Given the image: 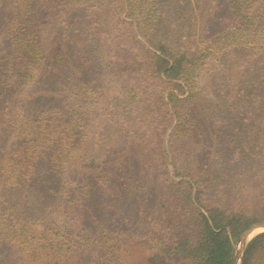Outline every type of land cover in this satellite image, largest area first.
<instances>
[{"label":"trees","instance_id":"1","mask_svg":"<svg viewBox=\"0 0 264 264\" xmlns=\"http://www.w3.org/2000/svg\"><path fill=\"white\" fill-rule=\"evenodd\" d=\"M8 1L20 63L12 79L0 66V264H77L84 250L119 264L113 243L150 263L233 264L264 222V0H195L196 13L161 0L180 22L170 36L155 34V0ZM40 23L54 41L31 39ZM138 197L136 232L98 223ZM242 264H264V232Z\"/></svg>","mask_w":264,"mask_h":264},{"label":"rangeland","instance_id":"2","mask_svg":"<svg viewBox=\"0 0 264 264\" xmlns=\"http://www.w3.org/2000/svg\"><path fill=\"white\" fill-rule=\"evenodd\" d=\"M148 1H150V0H148ZM155 1L157 2L156 8L158 10L157 11L158 14L156 15V17H159L161 14L164 13L163 16H160L161 20L157 24L158 26L156 25L158 28V31L155 32L156 36H159L160 34H166V32H168L166 34L167 36H170L172 34H176L179 31L178 25L180 24V22H179V20H177V16L175 15V11H176L175 6L172 4H169L167 2H165V3L160 2L161 0H155ZM213 1L216 2L217 0H213ZM177 4L180 6V4H183V3L182 2L180 3V1H177ZM190 5H192V10L196 13V8L198 6V3H196L195 0H191ZM146 8H147V6L141 7L142 10H144ZM15 9H16V7L14 8L12 6L11 2H9L8 0H0V55L2 53L4 54V60L0 59V66L4 64L2 66V68L5 69L6 74L3 76L7 77V79H12L13 77L15 78V75L17 73V70L15 68H16V66H19V63H20V58L17 61H14V59L11 57L10 53L14 47V43H13V38L11 36L9 38V36H8L9 31L11 29H13V27L10 28V26L11 25L15 26L16 22H17L15 19V15L13 16V11ZM20 10L23 11L22 16L20 17V20L23 18H25V20H26L28 17V14L25 13V8L21 6ZM140 12H141V14H144V12H142L141 10H140ZM190 14H191L190 12L187 13L186 17L188 20L190 19ZM195 17L191 21L194 20V23H196L195 20H198L197 26L198 25L200 26L201 21H200L199 17L198 16H197V18H195ZM28 25H30L28 23V21L25 22L24 26H28ZM160 27H163V29H161ZM32 32H33L32 33L33 37L30 36V37H32L31 39H33L34 37H37L36 32L38 35H41L43 37L42 39L37 38V41L39 42V44L47 43V40L44 38H47V39H50L51 41H54L55 37H56L55 33L49 31L48 28L46 27V25L41 24V23L38 24V28L36 29V31L33 30ZM31 39H26L25 37L22 36V37H20L19 41L17 42L18 44L17 43H15V44H17V46L19 48H22L24 50L25 46L27 45V40H29L28 42H31L32 41ZM244 40H245V42L244 43L241 42V44L247 46L249 52H252L257 48V45L251 43L247 38L246 39L244 38ZM56 45H60V44H56ZM33 50L39 51V49H32V51ZM256 50L258 51V49H256ZM35 52H37V51H35ZM31 54H32V52H31ZM33 54H35V53H33ZM42 63H44L43 58H41V60L39 61V64H42ZM24 71L27 72V69H24ZM37 72H38V70H36V69L30 70L28 79H31L33 76H35V74ZM233 73L235 76L234 79H236V80H241L243 76H246L242 67L236 68V70H234ZM247 76H249V71L247 73ZM205 82H203V83H205ZM4 83H5V80H4ZM29 106H32L31 102H29ZM255 183L260 184L261 180H258ZM261 185L263 186L264 183H262ZM251 194H253V193H251ZM251 194H249V195H251ZM139 197L137 199H135V198H132L131 200L129 199L130 201L128 200V203L126 204V206L125 207L123 206L119 209H116V207H119V206H117V204L114 202L115 204L110 205V207L107 210L101 212L100 217L102 218V220H98V223H101L102 227H107L110 230L109 232L116 231V233H115L116 238H117L118 234H120V233L136 232V230L140 229L139 225L141 223V216L139 215L138 208H137L138 204L142 203L140 201ZM118 211L121 213V216L117 218L116 213ZM123 218H126L125 221L123 220ZM127 219H130L129 223L126 222ZM108 236H109V238H111V235H108ZM113 245H114V248L117 250L118 254H119V251L123 252V255L121 258V263H119V264H158L157 262H154V263L148 262V260L145 257L146 255L141 252V249L139 247L134 246V244H132V246H125V247L123 245H121L120 249L115 247V243H113ZM1 255L5 256L6 254L1 253ZM93 256L98 257L99 255L93 254ZM89 258H90L89 254L87 253V251L84 250V251H82V254L79 256L77 264H90ZM100 259L98 258V260H100ZM94 264H97V263L94 262ZM161 264H175V263H174V261H164ZM176 264H182V263L177 262Z\"/></svg>","mask_w":264,"mask_h":264},{"label":"water","instance_id":"3","mask_svg":"<svg viewBox=\"0 0 264 264\" xmlns=\"http://www.w3.org/2000/svg\"><path fill=\"white\" fill-rule=\"evenodd\" d=\"M264 232V222H257L246 229L234 244V261L233 264H242L243 256L247 244L257 234Z\"/></svg>","mask_w":264,"mask_h":264}]
</instances>
